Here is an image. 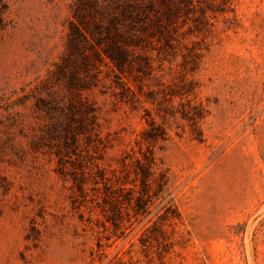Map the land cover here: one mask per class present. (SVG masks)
Segmentation results:
<instances>
[{"label": "rangeland", "instance_id": "374dc122", "mask_svg": "<svg viewBox=\"0 0 264 264\" xmlns=\"http://www.w3.org/2000/svg\"><path fill=\"white\" fill-rule=\"evenodd\" d=\"M6 3L0 264H264V0Z\"/></svg>", "mask_w": 264, "mask_h": 264}, {"label": "trees", "instance_id": "16d2710c", "mask_svg": "<svg viewBox=\"0 0 264 264\" xmlns=\"http://www.w3.org/2000/svg\"><path fill=\"white\" fill-rule=\"evenodd\" d=\"M8 6L6 3V0H0V29H3L4 26L6 25L5 23V15L7 12ZM80 115L83 117L85 114L82 113V110L80 109ZM146 163H141L142 171H143V179H142V188L139 192L138 196L133 195L132 193L135 194V188L131 189H126V188H121V190L118 192H114V197L116 204H120L121 200L125 198L130 205L132 204L133 210L135 211V214L137 216H148L151 214V200L149 198V195L147 194L148 189H149V183L150 179H153L154 182L157 183L158 185V191L160 193L164 192L165 185L167 183L166 180V175L164 170H161L159 165L157 164L155 158L149 157L147 158L144 156ZM153 175H156L153 177ZM152 177V178H151ZM148 195V196H147ZM123 197V198H122ZM134 204V205H133ZM116 208V207H115ZM106 217V216H105ZM175 214L173 209L170 206L167 205H162L159 208V213L157 215V218L152 221L150 219L148 223H145L144 226L141 228V236H142V243L144 244V239L149 236V234H157L161 233L163 237H166V232L163 230V227L165 225H172L175 224ZM106 219H110L109 217ZM118 216L116 218H111V222L115 226V228L118 229H123V233L126 234V230H128L130 227H132L133 222L130 221V224L128 227H123L118 223ZM143 219H138L137 222L141 223ZM152 221L151 224H149ZM165 240V239H164ZM167 241V240H166ZM167 244H163V242H158V244H161L163 246H173V243L167 241ZM145 245V244H144Z\"/></svg>", "mask_w": 264, "mask_h": 264}]
</instances>
